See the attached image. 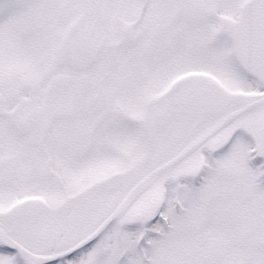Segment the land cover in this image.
Masks as SVG:
<instances>
[{
	"label": "flooded vegetation",
	"instance_id": "af4514ba",
	"mask_svg": "<svg viewBox=\"0 0 264 264\" xmlns=\"http://www.w3.org/2000/svg\"><path fill=\"white\" fill-rule=\"evenodd\" d=\"M197 3L75 0L61 18L59 66L51 61L22 98L1 99L0 192L12 203L0 223L30 221L55 234L53 244H72L52 264L89 263L101 250L104 264L118 263L117 253L150 236L159 240L154 264L166 241L176 243L170 251L188 244L183 252L201 263L198 251L228 243L208 233L195 244V229L264 236V0ZM181 48L201 67H189ZM52 92L64 94L60 119ZM21 180L27 192L17 191ZM22 204L18 219L4 218ZM252 219L258 226L248 228ZM85 229L93 234L69 240ZM23 252L0 245L2 255ZM133 252L147 262L141 241Z\"/></svg>",
	"mask_w": 264,
	"mask_h": 264
},
{
	"label": "rangeland",
	"instance_id": "374dc122",
	"mask_svg": "<svg viewBox=\"0 0 264 264\" xmlns=\"http://www.w3.org/2000/svg\"><path fill=\"white\" fill-rule=\"evenodd\" d=\"M200 1H202V3H197L195 7L205 6L206 8L208 0ZM131 3H134V1H131ZM72 4H75V0H0V86H2V88L5 86L8 87V89L4 91H1L2 88H0V101L5 98L11 99L15 91H18L20 98H22L33 83H39L44 80L46 70L51 61L53 67L59 66L56 53L59 52L61 40L65 34L61 18L62 14L68 9V5ZM230 10L228 12H230ZM197 13H201V8L199 11H196V14ZM233 13L234 12L231 11L230 14ZM208 29V25L205 24L203 30L208 31ZM201 35H204L202 31ZM180 53L183 54L179 55L180 57L192 59V64H189V67L193 66L196 69L201 67L199 62H197L198 56H193L194 52L181 48ZM43 84L44 83L41 84V88H43ZM22 181L23 180L18 182L19 185L16 189L20 192H27L28 190L24 188L25 183H22ZM30 190L33 189L30 188ZM2 191L4 192H0L2 193L0 194V210H5L12 203V200L8 189H3ZM188 211V209L183 211L178 210L177 216L174 217L176 219H179V217H186ZM88 215L92 216V213L89 212L86 216ZM200 218H203V215H201ZM255 221V219H252L250 221L252 225H248V228L257 227L258 225L254 223ZM0 226L5 229L10 237L11 242L8 243L9 245L15 246V249L20 248L28 253V255H21V259L9 257L6 254H0V264H16V262L18 264H32L24 257L28 256L34 258V255L54 259L63 254V251L69 249L72 245L67 244L60 246L53 244L52 240L55 239V234L46 235L43 226L34 230V225L30 224V221H27L26 224H24V222L20 223L12 230L6 228L1 223ZM232 227L234 226H228L227 229L216 227L217 229L210 228L211 231L209 229L206 231L203 230L204 228L202 226L201 230L195 229L193 232L194 243H199L208 233L211 237L217 239L222 238L227 241V256L221 261H214L212 264H264V248L262 246L264 243V236L259 234L261 229L259 233L255 231L252 232L250 231L251 229H248V231L245 230L248 232L245 233L243 230L239 229V233ZM88 229H85L82 235L71 236L69 240L76 243L82 239V236L90 237V235L93 234V229ZM174 229L176 232L177 228L175 225ZM167 237L168 236H164L165 240ZM135 241H141L142 250L147 255V262L145 264H154L153 261L156 259V256L160 254L158 238L150 236L144 239H136ZM135 241L129 247L125 255L120 253L115 255L116 259L118 258L121 260L113 264H142L139 262V255L133 252ZM166 242L164 243V250L167 249L169 252H163L162 264H171L165 261L167 257L179 261V264H201L198 263L196 259L190 258V255H193L192 251L183 252V250L188 247V244H186L181 251H170L176 243L168 245ZM180 242L185 243L184 238L180 237ZM0 245L3 244L0 243ZM3 246L6 247L5 245ZM198 252L196 253V258H198ZM209 252L213 254L211 250H209ZM111 253L113 252H108L106 254V260L111 259ZM103 256L101 250L96 253L91 262L83 264H104L102 262ZM217 257H215V259H217ZM38 264L44 263L38 260ZM56 264L66 263L58 262ZM67 264H70V262H67Z\"/></svg>",
	"mask_w": 264,
	"mask_h": 264
},
{
	"label": "water",
	"instance_id": "95a60500",
	"mask_svg": "<svg viewBox=\"0 0 264 264\" xmlns=\"http://www.w3.org/2000/svg\"><path fill=\"white\" fill-rule=\"evenodd\" d=\"M50 96H51L52 100L56 101V102H54V105L52 106V109H53L52 117L54 119H60V117H62V114H63V112H62L63 106H62V102L61 101H63V99H64V94L62 92H52ZM68 97H69V95H68ZM69 99H70V97H69ZM176 161H178V160H176ZM23 205L24 204H22L21 207H15V208L11 209L6 215H4V218H8L9 220H16V219H18L19 216L22 213V207H23ZM122 207H125V206L122 205ZM115 218L116 217L113 216V218L110 219V220H108L107 223L103 226V228L100 231H98L92 237L88 238L84 243H82L80 246H78L77 248H75L71 252H75V251L79 250L80 248L86 246L87 244H89L93 240H95L99 236V234L102 232V230L104 228H106L108 225H110L115 220ZM0 243L3 244V245H5L9 249H15V246L9 245L8 243H5L2 240H0ZM23 255H28V253L23 252ZM33 257L35 259H38V260L42 261V263H44V264L54 263L55 261H57V260L60 259V256H58V257H56L54 259L39 257L37 255H34Z\"/></svg>",
	"mask_w": 264,
	"mask_h": 264
},
{
	"label": "trees",
	"instance_id": "16d2710c",
	"mask_svg": "<svg viewBox=\"0 0 264 264\" xmlns=\"http://www.w3.org/2000/svg\"><path fill=\"white\" fill-rule=\"evenodd\" d=\"M208 251L207 252H203V251L202 252H198L199 255H197L198 256L197 259H200L201 264H205V263L212 264V263H214V261L223 260L227 256L228 248H226L223 251H220L218 249L216 250V249L212 248L211 251L213 252V254H210ZM204 255H206V259L203 258ZM215 257H217V259H215Z\"/></svg>",
	"mask_w": 264,
	"mask_h": 264
},
{
	"label": "bare ground",
	"instance_id": "6f19581e",
	"mask_svg": "<svg viewBox=\"0 0 264 264\" xmlns=\"http://www.w3.org/2000/svg\"><path fill=\"white\" fill-rule=\"evenodd\" d=\"M0 240L4 241L5 243L11 242L9 235L2 226H0ZM24 258L32 264H38V260H36L35 258L28 256H25Z\"/></svg>",
	"mask_w": 264,
	"mask_h": 264
}]
</instances>
